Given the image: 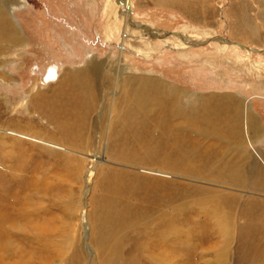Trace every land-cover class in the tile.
<instances>
[{
  "label": "rangeland",
  "instance_id": "obj_1",
  "mask_svg": "<svg viewBox=\"0 0 264 264\" xmlns=\"http://www.w3.org/2000/svg\"><path fill=\"white\" fill-rule=\"evenodd\" d=\"M130 1L128 24L115 0H0L22 38L0 41V264H102L100 241L110 229L127 238L126 248L146 246L144 256L171 253L159 237L181 248L172 241L179 235L160 228L174 205L186 208L178 217L189 239L188 251L169 253L178 264H215L219 252L228 264H246L251 247L264 248L240 231L249 201L264 210V170L239 172L235 184L221 171L174 170L193 140L184 138L185 102L244 85L264 99V0ZM90 61L99 73L87 72ZM50 66L59 80L45 83ZM150 81L143 94L163 84L182 115L170 119L167 135L153 130L168 104L138 121L133 112L128 95ZM220 197L237 199L227 237L209 218Z\"/></svg>",
  "mask_w": 264,
  "mask_h": 264
},
{
  "label": "bare ground",
  "instance_id": "obj_2",
  "mask_svg": "<svg viewBox=\"0 0 264 264\" xmlns=\"http://www.w3.org/2000/svg\"><path fill=\"white\" fill-rule=\"evenodd\" d=\"M122 1L123 4H119L118 2ZM161 2H164V3H180V2H183V3H187L188 1L190 0H159ZM115 3L117 5V7H119L121 9V12H122V16L125 18L126 22L129 24V22H133L135 23L134 19H133V13H132V5H131V1L130 0H115ZM114 3V4H115ZM7 5V4H6ZM5 6H3V4L0 6V41H4V40H7L11 43H15V42H19L21 43L22 42V38L21 36H19V34L16 32V30L14 29L13 27V24H12V21L11 19H9V17L7 16V9L4 8ZM137 26V25H136ZM131 27V26H130ZM138 27H140V29H144V30H149V27L147 25H138ZM127 29V28H126ZM129 31V30H128ZM131 31V30H130ZM150 31V30H149ZM127 32V31H126ZM133 31H131L132 33ZM143 32V30L141 31ZM141 34V33H140ZM130 36V35H129ZM154 36V35H153ZM5 38L4 40H1ZM151 38V37H150ZM163 38V37H162ZM184 42L185 41H188L186 38H183ZM186 43V42H185ZM188 43H191L188 41ZM187 43V44H188ZM225 44H232V43H229L227 41L224 42ZM192 44V43H191ZM123 51V50H122ZM249 53V52H248ZM90 64V65H89ZM88 67H87V72L92 69L93 72H98L99 69L98 67L94 64L93 61H90L88 62ZM53 66V65H52ZM51 67V66H50ZM90 72V71H89ZM99 73V72H98ZM102 73V72H101ZM45 76L44 77V82L45 83H53V82H57L59 80V71H58V68L56 67H51L49 69H47L46 73H44ZM91 74V73H90ZM83 75V73H82ZM68 76L69 78L72 77V79L74 80H80L81 78V75L80 73H68ZM88 77V76H87ZM85 79V78H83ZM93 79V78H91ZM69 80V79H68ZM86 80V79H85ZM84 81V80H83ZM88 81V80H87ZM149 81V80H148ZM86 82V81H84ZM98 82V81H97ZM95 83V82H93ZM147 83V82H146ZM142 84L140 83L139 86L137 87H134V89H132V93L129 96V99L130 101H134L136 102V110H133V112L135 111V117H136V120H141L140 117L147 113L148 115L150 113L152 114H155V108L158 107L159 108H163L165 107L164 105L165 104H168L169 106V109H167V112L165 114V112L162 113V115H159V117L161 118V123L160 125L161 126H158L156 128H154V133H156L157 131H161L162 133H168V130L170 129V119H172V117H176L178 119L179 116H182V115H179L176 110H175V106H176V102H175V99H176V96L173 97V99H167V102L165 100V97H167V88L162 85H156L158 87H156L155 89H157L154 93H156L155 95L154 94H151L150 92L149 93H146V94H143V89H147V91L150 89L149 85H153L154 82H148L147 84ZM79 88H83V83L82 82H79L77 83ZM85 84V83H84ZM151 85V86H152ZM155 85V84H154ZM96 86V85H95ZM98 87V86H97ZM90 88V87H89ZM88 88V89H89ZM141 89V92L139 91ZM166 88V89H165ZM143 90V91H142ZM96 91V89H95ZM178 94H181L182 95V92L179 91V90H175ZM176 95V94H175ZM96 96V95H95ZM153 96V97H152ZM155 96V97H154ZM170 97V96H169ZM143 99V100H142ZM141 100V101H140ZM131 103V102H130ZM142 103V104H141ZM130 108V107H129ZM158 111V110H157ZM182 111V110H180ZM130 113V112H129ZM158 113V112H157ZM160 113V112H159ZM158 113V114H159ZM153 116V115H152ZM184 116V115H183ZM146 117V116H145ZM144 117V118H145ZM149 117V116H147ZM133 118V117H132ZM149 119V118H147ZM183 119V118H182ZM174 120V119H173ZM176 120V119H175ZM184 120V119H183ZM136 121V122H137ZM177 122V121H175ZM172 124V127H173V124L174 122L171 123ZM177 126V125H176ZM160 127V128H159ZM236 127V126H235ZM181 128V125L179 127V130ZM177 129V128H176ZM173 131V130H172ZM8 133V132H7ZM172 133V132H171ZM8 134H11V135H14V136H17L19 138H22V139H28V140H31L32 138H29L28 136L26 135H23V134H12V132L8 133ZM227 134V133H226ZM247 134H248V131H247ZM232 135V134H231ZM224 137V136H223ZM217 138V137H216ZM220 139V138H219ZM35 140V139H34ZM226 144V143H225ZM47 146L49 147H52V148H56L58 149L59 147H57L56 145H53V144H47ZM256 151V150H255ZM258 153V157L261 158L259 152L256 151V154ZM147 172H150L151 174H160V172H155V171H147ZM262 172V171H261ZM222 173V176L223 179H225L226 181H229V180H233L235 182H232V183H237L238 181L242 180L243 178L240 176L239 177V171H236V170H225V171H221ZM220 173V175H221ZM93 173L92 172H88V176L91 177ZM164 175V174H163ZM262 175L264 176V174L262 173ZM242 178V179H241ZM89 180V179H88ZM264 181L260 182L259 184L261 186H263ZM228 183V182H227ZM231 183V184H232ZM240 183V182H239ZM258 184V183H257ZM241 185V184H240ZM212 198V197H211ZM202 201V200H201ZM200 201V202H201ZM236 201L237 199H233V200H227L226 198H222L220 197L219 200L216 202V207L218 208H223V205H225V207L227 208V212H222L221 209H218L216 211H212L210 212L209 214V218L211 219V222H213L215 224V226L217 225L218 228L221 230V233L224 234V236H228L229 235V232L230 230L232 229L233 230V220H234V217L232 215V212L234 211V207H235V204H236ZM246 203V202H245ZM182 205V204H181ZM180 205V206H181ZM246 205V204H245ZM258 206L260 207L258 204H254V202H251L249 201V203L247 204V207L244 208L243 212H242V215H244V217L246 218V222L245 224L242 226L241 228V232L243 234L245 233V235H247L245 238H248L250 236H255L254 238H256V242L258 241H264V236L261 237L260 234H264V225L260 226L262 223H264V210H261V209H257V210H254V207ZM179 207V206H178ZM174 205V207L172 208H169L167 207V215H169L170 219H167V221H164L161 225H160V228L161 230H163V232L166 234H172V236L174 234L176 235H179V237H177V239L175 240L174 238H172V241L174 242V244L176 245H180L181 248L177 249L176 251L174 250V246H172L169 241L171 240L170 237L168 236H162L161 238L159 237L160 239V242H163L164 243V247H166V249H169L171 250V253L174 252V254L176 252L179 251V253H177L176 255L178 256L179 254H183V252H186L187 248H186V244H189L187 242V240L189 241V239L186 240V238L184 236L185 235V231H184V224L185 222H182V220L180 219V217L178 216H182L183 213H185L186 211V208H184L185 206H181L180 208H178ZM256 208V207H255ZM225 210V209H223ZM195 211V210H194ZM116 213V211H115ZM121 213V212H120ZM117 214V213H116ZM123 214V213H122ZM119 215V214H118ZM129 216V215H128ZM165 216V215H164ZM208 216V215H207ZM235 216V215H234ZM119 217V216H118ZM117 217V218H118ZM114 218V217H113ZM123 218V217H120V219ZM126 218V217H125ZM142 218V217H141ZM167 218V217H166ZM138 218H136L137 220ZM113 220V219H112ZM157 220V219H156ZM162 220V219H161ZM160 220V221H161ZM126 221V220H125ZM132 221V220H130ZM186 221V220H185ZM209 221V220H208ZM151 222V220H150ZM101 223V222H100ZM124 223V221H123ZM122 223V224H123ZM127 223H128V220H127ZM103 224V222H102ZM121 224V225H122ZM130 224V222H129ZM128 225V224H127ZM133 225V224H131ZM212 225V224H211ZM101 226V225H100ZM103 227V226H102ZM232 227V228H231ZM100 228V227H99ZM120 228V227H119ZM126 228H128L126 226ZM152 228V227H150ZM156 227H154L155 229ZM158 228V227H157ZM213 229V227H212ZM101 231H103L102 229H100ZM107 230V229H106ZM120 230V229H119ZM127 230H130V229H127ZM146 230V229H145ZM144 231V230H143ZM263 233H260L262 232ZM118 233L116 232H113L111 229L109 231H107L106 233V236L102 237L103 239L100 241V244L101 246L99 247L100 249V252H101V256H102V264H178V261L177 260V256L173 254L171 256H169L171 253L170 251H167L168 254H166L165 252L163 253L161 249L160 253H157L156 251H151V253H149V255H146L144 256L143 255V251L141 249H145V247L142 246H138L136 244L133 245V243H131V246L129 248H126L125 245H123V243L125 241H127V238H124V237H119L118 234H119V231H117ZM125 232V231H123ZM128 232V231H127ZM131 232V231H130ZM158 232V231H156ZM160 232V231H159ZM254 232V233H252ZM122 233V232H121ZM126 233V232H125ZM139 233V232H138ZM137 233V234H138ZM231 233V232H230ZM96 234V233H95ZM99 234H102V233H99ZM129 234V233H128ZM148 234V233H147ZM147 234H145L147 236ZM162 234V232H161ZM125 235V234H124ZM127 235V234H126ZM125 235V237H127ZM130 235V234H129ZM142 235V234H141ZM123 236V235H122ZM133 236V235H132ZM138 236V235H137ZM135 236V237H137ZM150 236V235H148ZM152 236V235H151ZM175 236V235H174ZM231 237V236H229ZM148 238V237H146ZM145 238V239H146ZM98 239V238H97ZM136 240V238H134ZM244 237H242V242H244ZM105 240H108L110 242V244H105ZM133 240V239H132ZM131 240V241H132ZM144 240V239H143ZM142 240V241H143ZM150 240V238H149ZM156 240V239H155ZM158 240V238H157ZM192 240V239H191ZM225 241H227V239H224ZM223 240V242H224ZM231 240V239H230ZM99 241V240H98ZM141 241V240H140ZM140 241H136L137 244H139ZM145 242V241H144ZM152 242V241H151ZM171 242V241H170ZM229 242V240H228ZM246 242V241H245ZM103 243V244H102ZM226 243V242H225ZM173 244V243H172ZM257 244V243H255ZM259 244V242H258ZM257 245H254V248L251 247V249H254V253H250L248 251V253L246 255H244L243 257L245 258V262L246 264H264V248H261L260 246ZM145 245V243H144ZM147 245V244H146ZM153 245V244H151ZM225 245V244H224ZM264 245V244H263ZM242 246V245H241ZM240 246V247H241ZM244 246V245H243ZM245 247V246H244ZM149 248V247H148ZM192 249V248H191ZM198 249V248H197ZM224 249V248H223ZM155 250V249H154ZM165 250V249H164ZM241 250V248L239 249ZM188 251V250H187ZM155 252L158 254H155ZM146 253V251H145ZM144 253V254H145ZM170 253V254H169ZM200 253V251H199ZM186 254V253H185ZM157 255V256H156ZM199 257V256H198ZM216 259H214V262L215 264H228V258H229V254L226 253V252H219L216 254ZM88 258V257H87ZM89 259V258H88ZM242 260V258H241ZM88 262H90L89 264H94L92 260H88Z\"/></svg>",
  "mask_w": 264,
  "mask_h": 264
},
{
  "label": "crops",
  "instance_id": "obj_3",
  "mask_svg": "<svg viewBox=\"0 0 264 264\" xmlns=\"http://www.w3.org/2000/svg\"><path fill=\"white\" fill-rule=\"evenodd\" d=\"M237 90L216 97L196 95L188 106L185 102L184 138L193 140L190 148L185 144L184 166L174 170H264V160L256 155L264 159V99L245 93L254 88L244 85Z\"/></svg>",
  "mask_w": 264,
  "mask_h": 264
},
{
  "label": "water",
  "instance_id": "obj_4",
  "mask_svg": "<svg viewBox=\"0 0 264 264\" xmlns=\"http://www.w3.org/2000/svg\"><path fill=\"white\" fill-rule=\"evenodd\" d=\"M119 4H123L122 1L118 2Z\"/></svg>",
  "mask_w": 264,
  "mask_h": 264
}]
</instances>
